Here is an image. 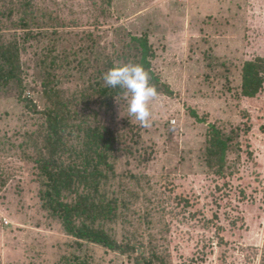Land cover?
<instances>
[{
	"label": "rangeland",
	"instance_id": "obj_1",
	"mask_svg": "<svg viewBox=\"0 0 264 264\" xmlns=\"http://www.w3.org/2000/svg\"><path fill=\"white\" fill-rule=\"evenodd\" d=\"M35 2L58 18L51 30L64 34L59 52L89 44L87 33L107 50L149 35L154 69L170 87L149 102L150 127L129 114L125 93L101 110L117 130H136L139 150L124 153L118 171L140 173L150 187L132 219L110 224L119 239L127 229L155 238L173 264H264V83L255 97L242 92L244 64L264 59V0H113L108 8L104 0ZM30 43L23 59L31 79L39 76L42 45ZM37 81L26 100L15 86L0 89V264H64L63 256L75 253L91 264H137L134 255L78 246L42 209L29 136L43 121ZM77 82L65 87L76 89ZM209 123L233 135L221 173L206 161ZM177 195L190 206L178 205Z\"/></svg>",
	"mask_w": 264,
	"mask_h": 264
},
{
	"label": "trees",
	"instance_id": "obj_2",
	"mask_svg": "<svg viewBox=\"0 0 264 264\" xmlns=\"http://www.w3.org/2000/svg\"><path fill=\"white\" fill-rule=\"evenodd\" d=\"M112 1L104 0L105 7H110ZM56 19L35 0H0V89L15 86L19 98L26 100L27 95L22 96L39 79L44 99L43 110L35 109L43 121L29 134L34 137L30 157L38 170L41 207L61 222L80 247L84 243L101 245L134 255L137 264H173L171 253H166V247L155 238L140 239L127 229L125 239L120 240L110 225L132 219L133 208L136 210L142 200L149 201L150 187L144 183V175L118 171L122 155H134L139 141L133 127L119 131L100 117L101 110L113 108L116 98L124 94L122 89L106 86L102 74L114 64L138 63L157 91H170L154 69L157 52L150 36L132 35L107 50V46H96L94 35L87 33L89 44L59 52L64 34L56 27L51 30ZM35 40L42 46L35 59L39 76L32 75L31 81L23 55L32 47L30 41ZM73 80L79 85L68 90L65 86ZM263 83L264 59L247 60L243 94L255 97ZM30 102L37 106L33 99ZM199 120L204 122L205 118ZM208 127L206 161L221 173L227 165L233 135L214 123ZM177 198L178 205L190 206L188 197ZM71 255L63 256L64 264H91L76 253Z\"/></svg>",
	"mask_w": 264,
	"mask_h": 264
},
{
	"label": "clouds",
	"instance_id": "obj_3",
	"mask_svg": "<svg viewBox=\"0 0 264 264\" xmlns=\"http://www.w3.org/2000/svg\"><path fill=\"white\" fill-rule=\"evenodd\" d=\"M149 79L148 72L138 63L114 64L102 74L106 86L124 90L129 114L143 127L151 126L149 102L158 94Z\"/></svg>",
	"mask_w": 264,
	"mask_h": 264
}]
</instances>
